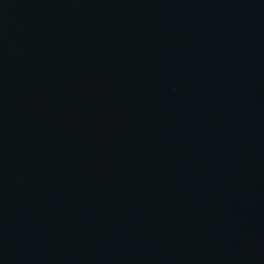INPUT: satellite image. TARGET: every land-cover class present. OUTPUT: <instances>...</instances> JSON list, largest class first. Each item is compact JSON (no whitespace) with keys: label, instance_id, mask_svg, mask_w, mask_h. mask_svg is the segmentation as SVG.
I'll list each match as a JSON object with an SVG mask.
<instances>
[{"label":"water","instance_id":"obj_1","mask_svg":"<svg viewBox=\"0 0 264 264\" xmlns=\"http://www.w3.org/2000/svg\"><path fill=\"white\" fill-rule=\"evenodd\" d=\"M0 264H264V0H0Z\"/></svg>","mask_w":264,"mask_h":264}]
</instances>
